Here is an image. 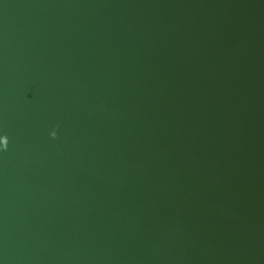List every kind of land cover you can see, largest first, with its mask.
Here are the masks:
<instances>
[{
  "label": "water",
  "instance_id": "1",
  "mask_svg": "<svg viewBox=\"0 0 264 264\" xmlns=\"http://www.w3.org/2000/svg\"><path fill=\"white\" fill-rule=\"evenodd\" d=\"M0 136V264H264V0H0Z\"/></svg>",
  "mask_w": 264,
  "mask_h": 264
},
{
  "label": "clouds",
  "instance_id": "2",
  "mask_svg": "<svg viewBox=\"0 0 264 264\" xmlns=\"http://www.w3.org/2000/svg\"><path fill=\"white\" fill-rule=\"evenodd\" d=\"M53 137H55V132L51 133ZM7 137L6 136H0V148H3L6 150L7 148Z\"/></svg>",
  "mask_w": 264,
  "mask_h": 264
}]
</instances>
